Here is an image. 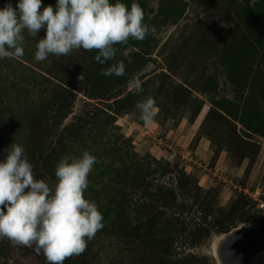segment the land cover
I'll return each mask as SVG.
<instances>
[{
  "label": "rangeland",
  "instance_id": "obj_1",
  "mask_svg": "<svg viewBox=\"0 0 264 264\" xmlns=\"http://www.w3.org/2000/svg\"><path fill=\"white\" fill-rule=\"evenodd\" d=\"M120 2L137 3L155 31L115 45L105 65L83 49L36 62L45 29L24 33L22 57L0 59V162L14 141L34 178L54 184L63 156L96 157L84 195L104 227L64 264H221L228 235L264 224V0ZM120 61L124 76L100 74ZM149 96L146 126L134 105ZM0 264L46 260L0 238Z\"/></svg>",
  "mask_w": 264,
  "mask_h": 264
},
{
  "label": "clouds",
  "instance_id": "obj_2",
  "mask_svg": "<svg viewBox=\"0 0 264 264\" xmlns=\"http://www.w3.org/2000/svg\"><path fill=\"white\" fill-rule=\"evenodd\" d=\"M256 0H250L255 6ZM145 14L137 3L130 9L120 0H57L55 8L44 7L42 0H19L0 9V59L22 57L23 43L46 30L36 41L35 61L49 55L67 56L75 50H96L95 61L105 65L115 58V45L129 39L143 41L154 28L144 23ZM102 76L122 77L123 61L103 69ZM83 82V76L78 77ZM159 81L155 87H159ZM139 78L127 82L129 90L143 91ZM139 119L153 122L155 100L149 96L134 105ZM0 162V238L12 246L33 247L46 264H64L67 258L82 254L88 241L104 227V216L94 201L85 198L89 175L96 157L89 151L82 156H63L55 168L56 183L34 178L26 149L13 141Z\"/></svg>",
  "mask_w": 264,
  "mask_h": 264
},
{
  "label": "water",
  "instance_id": "obj_3",
  "mask_svg": "<svg viewBox=\"0 0 264 264\" xmlns=\"http://www.w3.org/2000/svg\"><path fill=\"white\" fill-rule=\"evenodd\" d=\"M264 250V224L244 225L228 235L218 246L222 264H250Z\"/></svg>",
  "mask_w": 264,
  "mask_h": 264
},
{
  "label": "bare ground",
  "instance_id": "obj_4",
  "mask_svg": "<svg viewBox=\"0 0 264 264\" xmlns=\"http://www.w3.org/2000/svg\"><path fill=\"white\" fill-rule=\"evenodd\" d=\"M219 246V245H218ZM218 246H217V249H216V251H218ZM217 255H219L218 254V252H217ZM218 258H219V261H220V263L222 264V261H221V259H220V257L218 256Z\"/></svg>",
  "mask_w": 264,
  "mask_h": 264
}]
</instances>
